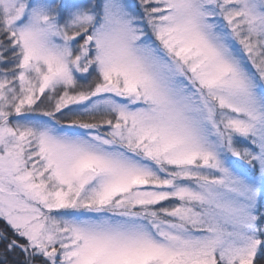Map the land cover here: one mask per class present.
I'll return each instance as SVG.
<instances>
[{
    "label": "snow or ice",
    "instance_id": "6c2138e0",
    "mask_svg": "<svg viewBox=\"0 0 264 264\" xmlns=\"http://www.w3.org/2000/svg\"><path fill=\"white\" fill-rule=\"evenodd\" d=\"M0 264H264V0H0Z\"/></svg>",
    "mask_w": 264,
    "mask_h": 264
},
{
    "label": "trees",
    "instance_id": "16d2710c",
    "mask_svg": "<svg viewBox=\"0 0 264 264\" xmlns=\"http://www.w3.org/2000/svg\"><path fill=\"white\" fill-rule=\"evenodd\" d=\"M0 227H3V222H0Z\"/></svg>",
    "mask_w": 264,
    "mask_h": 264
}]
</instances>
